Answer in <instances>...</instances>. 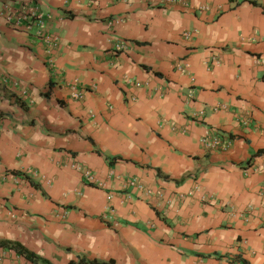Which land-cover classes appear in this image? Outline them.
<instances>
[{"label":"crops","instance_id":"crops-1","mask_svg":"<svg viewBox=\"0 0 264 264\" xmlns=\"http://www.w3.org/2000/svg\"><path fill=\"white\" fill-rule=\"evenodd\" d=\"M163 1L40 0L56 48L0 16V242L38 260L0 264H264V0Z\"/></svg>","mask_w":264,"mask_h":264},{"label":"built area","instance_id":"built-area-1","mask_svg":"<svg viewBox=\"0 0 264 264\" xmlns=\"http://www.w3.org/2000/svg\"><path fill=\"white\" fill-rule=\"evenodd\" d=\"M39 1L40 0H24L22 3L18 5H13L11 3H5L2 6L0 16L6 23V25L10 26L13 29L27 31V32H34L35 35L40 38L46 44H50L56 48V43L54 44L49 37L44 36V27H45V15L40 11L39 8ZM252 2H258L261 0H248ZM164 4L168 5H180L184 8L191 7L187 0H164ZM207 6H199V11L207 10ZM183 36L189 38V32L183 33ZM125 42H119L115 45V50H125L126 49ZM53 61L51 60L49 66H52ZM133 83V81H131ZM0 85L7 88L9 92H16L19 93L17 96L20 99L26 100L27 99V91L23 88L19 82L13 81L8 75L5 73L0 72ZM136 86H140L138 82L135 83ZM82 97V93L77 90V88H73L72 98L75 100H79ZM200 145L204 148L205 151H219V150H227L230 147L231 139L227 136H220L215 132H211L210 134L203 136L199 139ZM76 170L82 173V176L92 182L93 177L89 170H83L81 167H76ZM50 183V180H46ZM5 182L4 176H0V184ZM129 185L136 187L139 190H144L146 194H153L154 192L150 189H146L139 181L132 178L129 180ZM264 192V188H263ZM155 195H159L158 192L154 193ZM60 218H66V212L64 211L61 214Z\"/></svg>","mask_w":264,"mask_h":264},{"label":"trees","instance_id":"trees-1","mask_svg":"<svg viewBox=\"0 0 264 264\" xmlns=\"http://www.w3.org/2000/svg\"><path fill=\"white\" fill-rule=\"evenodd\" d=\"M0 246L17 251L18 254L24 256L30 262H33V263L38 262L37 258H35V256L33 254L29 253L28 251H26L25 249L21 248L20 246H18L16 244H9L6 242H0ZM81 263L82 264H111V262L110 263H104V262H97V261L81 262Z\"/></svg>","mask_w":264,"mask_h":264},{"label":"rangeland","instance_id":"rangeland-1","mask_svg":"<svg viewBox=\"0 0 264 264\" xmlns=\"http://www.w3.org/2000/svg\"><path fill=\"white\" fill-rule=\"evenodd\" d=\"M4 21V20H3Z\"/></svg>","mask_w":264,"mask_h":264}]
</instances>
